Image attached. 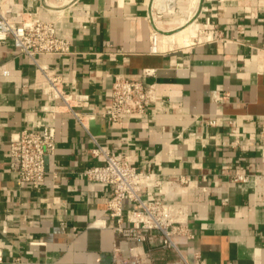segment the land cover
<instances>
[{"label": "crops", "instance_id": "obj_1", "mask_svg": "<svg viewBox=\"0 0 264 264\" xmlns=\"http://www.w3.org/2000/svg\"><path fill=\"white\" fill-rule=\"evenodd\" d=\"M149 2L0 0L13 20L38 11L71 38L73 53L42 60L66 86L89 93L91 109L110 106L116 74L157 86V102L143 116L113 121L99 113L87 130L71 112L58 114L57 148L36 188L18 182L10 169L9 139L45 122V97L37 89L42 74L11 40L0 42L1 264H113L115 245L125 256L139 251L157 263L179 259L159 235L139 242L115 231L106 209L112 187L81 173L103 160L90 153L91 134L139 170L157 174L152 197L168 189V179H188L171 199L188 205L192 236L178 244L190 264H264V191L233 179L264 173V0H180L183 11L198 3L204 24L222 37L197 40L201 23L195 21L189 36L186 29L159 36L157 51L151 49ZM146 68L155 73L146 75ZM131 206L124 201L125 209Z\"/></svg>", "mask_w": 264, "mask_h": 264}, {"label": "built area", "instance_id": "obj_2", "mask_svg": "<svg viewBox=\"0 0 264 264\" xmlns=\"http://www.w3.org/2000/svg\"><path fill=\"white\" fill-rule=\"evenodd\" d=\"M204 29H208L205 31V40H212L213 35L222 37V32L209 22L204 24ZM156 30L153 22V51H156L153 49V39L158 35ZM8 40L13 42L18 53L27 54L42 74L37 89L45 97V102L40 106L46 118L45 122L40 126L22 128L10 134L9 167L20 183L37 188L45 180L47 156L53 154L57 148L53 120L58 114L71 112L88 130L90 121L99 113L110 120L118 121L127 115L143 116L157 102L155 83H146L143 79L129 74H116L111 86L110 106L101 111L91 109V95L77 91L74 84L66 86L65 78L52 71L50 65L42 60L45 55H69L74 50L71 38L59 34L56 22L43 20L38 11L26 13L21 20H13L0 7V42ZM262 54L264 60V49ZM144 72L146 75H153L155 69L146 68ZM209 124H215V120H209ZM260 136L264 140V126ZM91 140L94 145L90 153L93 157H102L103 160L84 168L81 173L89 181L109 184L112 187L106 200V209L114 221L115 231L139 242H153L155 236L159 235L161 245L175 250L179 255L176 261L157 263L149 254L139 251H132L129 256H125L121 248L115 245L112 249L113 264H190L178 244V238L192 236L188 205L171 199L188 179H168V189L161 191L158 197H152L150 190L159 185L157 174L139 170L126 154H113L92 134ZM233 179L252 184L256 191H264L263 172L237 173ZM205 191H208L207 188ZM125 200L131 201L132 206L125 209ZM2 262L3 252L0 250V264Z\"/></svg>", "mask_w": 264, "mask_h": 264}, {"label": "rangeland", "instance_id": "obj_3", "mask_svg": "<svg viewBox=\"0 0 264 264\" xmlns=\"http://www.w3.org/2000/svg\"><path fill=\"white\" fill-rule=\"evenodd\" d=\"M180 0H150L149 4L151 6L150 14L153 19L154 25L157 27L158 36L164 37L165 35H172L186 27L190 23L198 21L201 23L200 29H198V35L194 38L197 40L199 38H204L207 36L208 29H204L203 10L198 3H193L190 10L183 11L179 7ZM197 2V1H196ZM190 29L187 32L186 36H189ZM193 40V38H192ZM177 46V45H174ZM180 46V45H179Z\"/></svg>", "mask_w": 264, "mask_h": 264}, {"label": "bare ground", "instance_id": "obj_4", "mask_svg": "<svg viewBox=\"0 0 264 264\" xmlns=\"http://www.w3.org/2000/svg\"><path fill=\"white\" fill-rule=\"evenodd\" d=\"M184 29H186V31H188L189 30V27H186ZM160 48L161 47H160V44H159V36L157 35L153 39V49L157 51V50H160Z\"/></svg>", "mask_w": 264, "mask_h": 264}]
</instances>
